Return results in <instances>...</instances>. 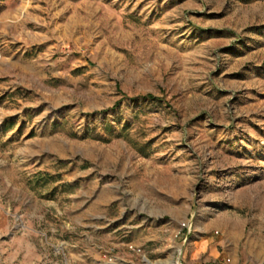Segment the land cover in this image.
Returning <instances> with one entry per match:
<instances>
[{
	"label": "rangeland",
	"instance_id": "374dc122",
	"mask_svg": "<svg viewBox=\"0 0 264 264\" xmlns=\"http://www.w3.org/2000/svg\"><path fill=\"white\" fill-rule=\"evenodd\" d=\"M0 264H264V0H0Z\"/></svg>",
	"mask_w": 264,
	"mask_h": 264
},
{
	"label": "built area",
	"instance_id": "2783aa9c",
	"mask_svg": "<svg viewBox=\"0 0 264 264\" xmlns=\"http://www.w3.org/2000/svg\"><path fill=\"white\" fill-rule=\"evenodd\" d=\"M127 247L131 248V249H135V247H133V245L131 243H127ZM136 249H138V248H136Z\"/></svg>",
	"mask_w": 264,
	"mask_h": 264
},
{
	"label": "bare ground",
	"instance_id": "6f19581e",
	"mask_svg": "<svg viewBox=\"0 0 264 264\" xmlns=\"http://www.w3.org/2000/svg\"><path fill=\"white\" fill-rule=\"evenodd\" d=\"M176 262H178V261H176Z\"/></svg>",
	"mask_w": 264,
	"mask_h": 264
}]
</instances>
